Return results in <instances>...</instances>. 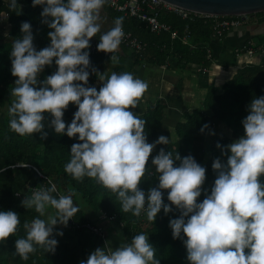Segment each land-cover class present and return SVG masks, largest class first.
I'll list each match as a JSON object with an SVG mask.
<instances>
[{"label":"clouds","instance_id":"clouds-1","mask_svg":"<svg viewBox=\"0 0 264 264\" xmlns=\"http://www.w3.org/2000/svg\"><path fill=\"white\" fill-rule=\"evenodd\" d=\"M107 2L32 0L33 6L43 5L41 16L50 29V43L37 50L31 23H21L22 35L10 51L11 73L17 77L10 91V129L20 136L40 132L46 137L42 130L48 113L56 133L78 139L64 165L75 179L93 178L116 194L124 212L136 217L143 212L148 221H155L162 207L167 214L174 205L180 215L171 218L169 226L173 238L182 239L190 264H264V181L259 179L264 175V95L254 96L248 104V114L241 121L244 134L227 145L217 143L226 159H214L216 177L210 192L204 189L207 194L202 200L197 198L205 167L191 154L181 158L163 148L151 161L158 186L145 192L139 184L151 173L146 168L149 156L157 144H169L170 137L161 134L148 142L146 120L132 110L148 87L145 80L130 71H112L106 77L101 73L99 89L88 85L90 38L99 33L97 50L113 53L125 35L119 16L107 31H101L105 21L101 9ZM16 5L17 0H10L9 7ZM53 62L56 71L38 80ZM70 102L77 110L66 126L63 115ZM207 127L202 125L201 131ZM49 184L34 188L21 201L39 213L24 222L26 235L15 240L21 259L27 260L37 246L54 252L58 243L54 226L66 225L78 211L71 191L56 196V185L50 179ZM163 190L170 203H164ZM49 207L55 211L42 218ZM19 224L16 211L0 210V241H6ZM155 252L148 234L141 231L115 249L107 244L97 247L79 264H160Z\"/></svg>","mask_w":264,"mask_h":264},{"label":"trees","instance_id":"trees-1","mask_svg":"<svg viewBox=\"0 0 264 264\" xmlns=\"http://www.w3.org/2000/svg\"><path fill=\"white\" fill-rule=\"evenodd\" d=\"M10 0H0V30L2 18L8 25L6 36L0 35V66L2 67V79L0 81V210H14L20 217V224L16 232L10 235L6 241H0V264H79L86 260L91 253L83 245L57 243L54 252H46L44 248L37 246L36 250L29 254L27 260L15 252V240L25 236L24 222L31 221L39 215L34 208H25L21 201L25 194H29L32 187H50L49 179L56 185L57 191L53 195L69 194L71 191L74 204L78 205V211L70 218L68 224L78 225L75 231L81 232L92 225L90 219L82 211L78 198L94 211L112 216L122 225L123 243L131 241L133 235L138 232L148 234L149 242L156 249L155 257L160 264H190L186 258V247L181 238H173L169 226L171 218L178 217L180 212L175 206L172 211L165 214L163 207L157 214L155 221H148L142 212L136 217L131 212H124L115 193L97 183L93 178L85 176L75 179L65 171L64 165L70 159V148L77 137H69L66 133H56L49 125L51 115L45 113V126L42 130L47 133L43 137L40 132L32 135L20 136L10 129V114L6 106H10L11 88L17 77L11 73L10 51L15 39L22 35L21 23L29 21L33 31V45L38 49L48 46L50 39L47 33L48 26L43 23L41 16L43 5L33 6L32 0H17V5L9 7ZM106 18L113 23L115 17H123V28L144 45L140 52H135L123 44L116 52L106 54L96 49L91 52L93 45L99 42V33L90 38L87 51L90 56L89 86L97 89L102 85L99 80L101 73L106 77L109 71H130L149 65L153 67L164 66L168 70H190L193 66L210 67L217 63V58L210 51V43L213 41V17L195 16L191 20L182 19L178 15L161 11L159 21L169 26V31L161 30L152 32L145 22L134 17L116 12L108 6H103ZM263 15V16H262ZM248 16H260L264 20V11ZM226 18V17H225ZM233 18V17H232ZM187 28V29H186ZM102 32L104 30H101ZM187 41H183L185 32ZM171 32L176 37H171ZM226 33V32H225ZM223 33V35L225 34ZM111 55L117 60H110ZM93 68L95 71H93ZM57 66L44 67L39 73L38 80H43L47 75L56 71ZM110 75V74H109ZM264 95V65L245 64L236 70L234 75L225 81L220 89L210 86L204 96L202 107L211 110L216 120L229 128L234 135L244 134L242 119L248 114V104L254 96ZM9 108V107H8ZM167 108L163 98H156L152 106H148L143 114H138L146 120L145 133L148 142H154L158 137L159 129ZM77 106L69 103L64 110L63 118H73ZM183 120L174 126L176 140L169 143L165 151L176 152L182 157L191 154L198 163L206 169L205 182L201 186L202 192L198 200H202L210 192L214 183L216 172L212 168L215 158L221 155L220 145H227L231 139L227 136L214 137L208 146L206 153V139L210 135L213 122L202 108L196 107L189 112H184ZM208 127L201 131L202 125ZM67 126V125H66ZM154 156L150 154L146 168L152 166ZM207 156V158H206ZM176 163H179L177 161ZM154 171L146 173L139 187L147 192L149 188L158 186V175ZM264 181V175L259 177ZM74 190V191H72ZM18 194V195H17ZM164 203H170L167 199V190H163ZM89 230V229H88ZM183 235V234H182Z\"/></svg>","mask_w":264,"mask_h":264},{"label":"crops","instance_id":"crops-1","mask_svg":"<svg viewBox=\"0 0 264 264\" xmlns=\"http://www.w3.org/2000/svg\"><path fill=\"white\" fill-rule=\"evenodd\" d=\"M101 15L105 17L104 22H106L107 18L102 9ZM248 47L253 50L252 55L246 53ZM35 48L37 49V47ZM210 50L217 58V63H213L208 68L193 66L190 70H179L177 68L168 70L164 66L153 67L144 65L132 71L135 76L145 80L148 84L145 92L138 98L137 105L132 109L135 113L143 114L148 106L153 105V101L156 98H163L166 101L167 108L165 109L162 126L159 129V136L161 134L170 135L173 130L174 136L171 140L172 142L175 141V124L183 120L182 115L184 112H189L196 107L202 108L212 122H219L211 110L202 107L204 96L210 86L220 89L222 84L230 79L242 65L263 64L264 20L260 16H249L248 20L241 26L231 28L222 37L213 39L210 43ZM109 74L108 71L106 75ZM218 125L219 127L227 128L220 122ZM216 130L217 128L214 124L211 132ZM225 130L227 134H224L231 137L228 130ZM169 143L171 142L169 141ZM167 146L168 144H159V147L154 148L152 151L154 156L159 152L160 148L165 150ZM150 168L153 172V166ZM78 201L82 211L90 219L92 225L101 229L100 234L102 236L88 229H86L88 231L77 232L68 223L66 225L58 223L54 226L53 231L58 243L80 244L92 252L97 247L109 245L105 241V231L108 230L113 233V241L110 244L113 249L123 244L122 225L117 219L108 220L101 218L100 213L89 208L82 199L78 198ZM54 211V209L49 207L42 218H47ZM58 232H62V235H59Z\"/></svg>","mask_w":264,"mask_h":264},{"label":"built area","instance_id":"built-area-1","mask_svg":"<svg viewBox=\"0 0 264 264\" xmlns=\"http://www.w3.org/2000/svg\"><path fill=\"white\" fill-rule=\"evenodd\" d=\"M108 6L113 9L116 12L123 13L124 15H129L131 17L136 18L137 20L141 22H145L149 29L152 32H160L161 30L169 31V26H167L164 23H161L159 21V13L161 11H167L174 13L181 17L182 19H188L191 20L195 16H205L201 14H197L194 12H190L188 10L172 7L168 5L167 3L161 1V0H108ZM206 17H212V16H206ZM213 37L214 39L220 38L223 36V33L228 31L231 28L241 26L243 23H245L249 16H237V17H213ZM187 29V28H186ZM125 32V31H124ZM187 31L185 32L183 36V41H187ZM171 37L175 38L176 33L171 32ZM121 44L125 45L129 49L140 52L143 49V44L129 32H125V35L123 36L121 40ZM96 49V46L93 45L90 49L91 52H93ZM211 51V50H210ZM106 54H109L107 52H104ZM246 53L249 55L253 54V50L251 48H247ZM264 65V62H263ZM36 188L32 187L29 191V194L31 191ZM38 188V187H37ZM44 188V187H39ZM18 195V194H17ZM59 195V194H58ZM101 218L113 220L115 219L112 216H107L105 213H101ZM74 229L79 228L78 225H73ZM87 229L94 233L100 234L101 229L93 226V225H87ZM101 235V234H100ZM102 236V235H101Z\"/></svg>","mask_w":264,"mask_h":264},{"label":"water","instance_id":"water-1","mask_svg":"<svg viewBox=\"0 0 264 264\" xmlns=\"http://www.w3.org/2000/svg\"><path fill=\"white\" fill-rule=\"evenodd\" d=\"M172 7L212 17H237L264 11V0H161ZM103 10V8H102ZM104 12V11H103ZM112 26L110 18L102 23L107 31ZM120 49V46H119Z\"/></svg>","mask_w":264,"mask_h":264},{"label":"rangeland","instance_id":"rangeland-1","mask_svg":"<svg viewBox=\"0 0 264 264\" xmlns=\"http://www.w3.org/2000/svg\"><path fill=\"white\" fill-rule=\"evenodd\" d=\"M7 28H8V25L6 24V21L2 18L0 35H2L3 37L6 36ZM37 50H39V49L37 48ZM1 79H2V67L0 66V81H1ZM11 99L12 98L10 96V104H11ZM8 107H9V105L6 106V110L8 109ZM207 110H209V109H207ZM63 119L65 120L66 125H67V123H69L72 120V118H68V119L67 118H63ZM213 124L216 125L217 130L215 132H211L210 135L208 136V138L205 141L206 144H207L206 145V153H207V155L209 153V149H208L209 142L211 143L212 139L214 137H216V136H222V135L226 136L227 131L225 129H227L228 132L231 135V137H229L231 139V142L234 141L235 139H238L239 138V136L234 135L233 132L229 128H223L222 126L219 127V125H218L219 122H215V123L213 122ZM224 133H226V134H224ZM171 135H172V137H171ZM167 136L170 137V140L169 141L172 142L171 139H173V136H174L173 130H172V132H170V135H167ZM158 147H159V144L156 145L155 149L158 148ZM206 158H207V156H206ZM86 231H88V230H86ZM112 235H113V233H111L110 231H108V230L105 231V236H106L105 237V241L108 242L109 245L112 244V241H113Z\"/></svg>","mask_w":264,"mask_h":264}]
</instances>
